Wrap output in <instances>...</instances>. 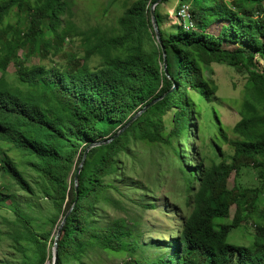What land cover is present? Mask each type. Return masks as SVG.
I'll return each mask as SVG.
<instances>
[{
  "label": "trees",
  "instance_id": "1",
  "mask_svg": "<svg viewBox=\"0 0 264 264\" xmlns=\"http://www.w3.org/2000/svg\"><path fill=\"white\" fill-rule=\"evenodd\" d=\"M154 1L124 0L117 33L114 29L109 34L99 26L77 31L84 55L47 64L41 59L52 50L60 51L72 31L62 17L67 1L0 0V170L28 195L36 194L35 186L39 188L51 204L44 219L53 225H60L73 206L54 263L55 237L51 230L39 227L34 203L0 185V211H12L11 217L0 213V244L9 240L10 256H18V261L7 264H80L94 247L135 256L142 247L160 245L159 241L140 242L143 223L136 218L104 222L97 204L102 199L118 208L123 200L110 197V188L128 198L132 185L126 186L121 157L129 153L131 144L172 145L175 139L183 142L182 149L175 150L190 210L181 217L179 236L164 242L171 251L135 262L264 264V207L259 205V196L264 195V69L256 58L264 59V0H180L179 4L190 6L195 28L177 24L171 32L164 26L170 16L163 11L170 0H162L155 7L161 44L152 22ZM14 10L21 17L18 24L4 25ZM216 22L221 23L219 31L212 33L209 29ZM27 41L31 47L22 58L19 52ZM35 56H40L37 62L32 61ZM94 56L99 57L96 66L90 64ZM213 63L227 64L246 75L240 119L232 129L235 137L220 124L215 136L224 145L213 137L219 162H207L196 146L194 159L187 153L191 116H198L190 90L207 102L218 99L214 80L205 76L206 66ZM12 64L14 80L8 76ZM161 96L116 138L89 150L76 190L75 174L90 143L112 137ZM172 109V129L166 134L164 115ZM11 149L23 153L25 163L9 155ZM248 169L257 174L258 185L239 182ZM115 182L123 183L124 189ZM143 197L136 201L139 207L157 208V203ZM249 223L255 230L250 245L228 242L234 229Z\"/></svg>",
  "mask_w": 264,
  "mask_h": 264
},
{
  "label": "rangeland",
  "instance_id": "2",
  "mask_svg": "<svg viewBox=\"0 0 264 264\" xmlns=\"http://www.w3.org/2000/svg\"><path fill=\"white\" fill-rule=\"evenodd\" d=\"M35 3L38 0H31ZM66 10L62 15L63 19L69 21L72 25V31L67 36L63 47L60 51H50V54L41 59L40 62L47 64L65 63L71 61L75 56L82 57L85 53V46L82 42V36L77 34V31L86 30L91 27L99 26L102 30L110 33L118 32L119 25L117 18L123 13L124 0H66ZM180 0H170L164 4L163 11L170 15V12L179 6ZM188 5V4H187ZM23 17V16H22ZM21 17L14 10L4 22L14 25L18 24ZM182 20L175 23L166 22L165 29L169 32L175 31L173 25H181ZM221 23H213L209 31L217 33ZM19 26H23V21H20ZM195 28V25L192 26ZM30 42H26L19 54L25 58V53L30 49ZM40 57V56H39ZM39 57L30 58L37 62ZM257 56V62L260 69H264V59ZM92 66L99 64V57L94 56L90 60ZM10 80L15 79V67L10 65L8 70ZM205 76L208 79H213L216 85V95L218 99L213 102H207L201 98L194 91L190 90V95L197 105L198 116L192 115L194 119L191 122L192 129L188 133L187 143L190 149H187L189 159H194V149L196 146L198 152L204 157L208 158L207 162L220 161V157L214 149L213 137L217 142L221 143V139L215 136L218 125H222L231 137H235L233 133V126L240 119L239 108L244 97V88L246 83V75L237 71L236 68L223 63H213L211 66H206ZM216 110V111H215ZM217 115V116H216ZM174 110H169L164 115L166 134L172 129ZM197 127V130L194 128ZM196 135V136H195ZM224 145V143H221ZM183 142L174 140L172 145L163 142H147L138 141L131 144L128 154L122 155L123 171L125 172L126 186L129 184L132 187L127 189L126 196H123L115 189L110 188L108 193L110 197L115 199H122L118 204V208L114 205L108 204L102 199L97 204L100 208V214L105 219L104 222H110L112 219L119 217L136 218L141 221L143 235L140 238L141 243H149L151 241H159L160 245L157 247H142L138 255L131 256L127 252H116L94 247L83 258L80 264H137V258L141 262L145 259H154L158 255H164L171 251L166 248L164 242H168L173 237L179 236L181 228V217L186 215L190 207L186 203V191L184 182V172L181 171V164L178 160V154L175 149L180 151ZM11 155L18 162L25 163L24 154L17 149L9 150ZM77 157V156H76ZM196 161V160H195ZM187 165H190L187 163ZM25 166V165H24ZM32 175L36 173L29 169ZM239 182L244 185H258L260 180L254 170H243L239 178ZM233 185V179L230 181ZM0 185L4 191L11 193L17 192L28 196L32 203H34L33 214L38 218L37 223L39 227L51 230L55 237L59 225H53L50 220L44 219L45 215L50 213V201L43 196L39 188L36 194L28 195L25 192L18 190V186L14 181L0 170ZM115 185H120L115 182ZM123 188V183L120 185ZM144 196V197H143ZM140 197L146 198L148 203H157V208L143 210L136 203ZM8 202L4 203V206ZM260 208L264 207V195L259 196ZM122 207V208H120ZM128 211V212H127ZM0 213L12 216V211L3 210ZM234 214V207L232 208V215ZM38 227V228H39ZM254 228L249 224H243L241 227L234 229L228 236V242L233 244L250 245L253 241ZM9 240H5L0 244V264H7L6 262L18 261L16 256H10L12 251L9 248Z\"/></svg>",
  "mask_w": 264,
  "mask_h": 264
},
{
  "label": "water",
  "instance_id": "3",
  "mask_svg": "<svg viewBox=\"0 0 264 264\" xmlns=\"http://www.w3.org/2000/svg\"><path fill=\"white\" fill-rule=\"evenodd\" d=\"M162 0H155L153 2V4L151 5V14H152V22H153V26H154V30H155V33H156V37H157V40L159 41V43L161 44V33H160V29H159V26H158V21H157V18H156V15H155V7L161 3ZM162 50H163V53H164V68L166 70V67H167V60H166V53H165V48L164 46H162ZM164 96V95H163ZM163 96L161 97H158L154 100H152L150 103H148L146 106H144L139 112H137L129 121L128 123L122 127L115 135H113L112 137L108 138V139H104V140H101V141H98V142H94V143H90V145L87 147V149L84 151V154H83V158H82V161L80 162L78 168H77V171H76V174H75V187H76V190L78 189V175L79 173L81 172L82 170V167L84 165V162L86 160V157H87V154L89 152V150L92 148V147H95L97 145H100V144H103V143H109L110 141H112L114 138H116L126 127H128L142 112L146 111L149 107H151L152 105H154L158 100H160L161 98H163ZM72 208L73 206L68 210V212L66 213V215L64 216L62 222L60 223L59 227H58V230H57V233H56V236H55V239H54V246H53V259H54V263L55 261L57 260V257H58V240H59V237H60V234L62 232V228L64 226V223L68 217V215L71 213L72 211Z\"/></svg>",
  "mask_w": 264,
  "mask_h": 264
},
{
  "label": "built area",
  "instance_id": "4",
  "mask_svg": "<svg viewBox=\"0 0 264 264\" xmlns=\"http://www.w3.org/2000/svg\"><path fill=\"white\" fill-rule=\"evenodd\" d=\"M190 6L187 4H179V6L170 12V22L175 23L178 20H182V25H184L185 28H190L194 24L191 19V15L189 12Z\"/></svg>",
  "mask_w": 264,
  "mask_h": 264
}]
</instances>
